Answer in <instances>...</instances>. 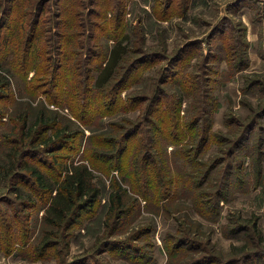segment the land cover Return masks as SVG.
<instances>
[{
	"label": "rangeland",
	"instance_id": "obj_1",
	"mask_svg": "<svg viewBox=\"0 0 264 264\" xmlns=\"http://www.w3.org/2000/svg\"><path fill=\"white\" fill-rule=\"evenodd\" d=\"M40 1H6L15 8L7 21L12 35L22 34L24 18L29 26L21 36L28 39ZM45 1L32 42L36 69H17L1 94L7 98L0 100V264H264V0ZM121 41L125 62L99 89L95 79ZM57 52L66 69L51 101L42 70L55 67ZM82 98L91 103L85 115ZM41 115L52 126L43 136L64 128L77 134L62 152L68 164L95 157L100 190L70 230L47 236L43 217L54 194L40 190L24 167L50 177L55 160L34 154L18 164ZM136 127L117 163L120 142ZM153 139L161 189L145 198ZM106 140L114 142L105 147ZM179 149L185 156L177 161ZM97 150L110 154L101 160ZM189 153L203 168H215L217 185L198 189L188 181L185 175L198 172L185 164ZM164 169L181 178H160ZM119 187L126 192L123 208L112 212ZM216 190L219 199L211 195Z\"/></svg>",
	"mask_w": 264,
	"mask_h": 264
},
{
	"label": "trees",
	"instance_id": "obj_2",
	"mask_svg": "<svg viewBox=\"0 0 264 264\" xmlns=\"http://www.w3.org/2000/svg\"><path fill=\"white\" fill-rule=\"evenodd\" d=\"M6 1L7 0H0V65L4 69L0 71V100L7 98V95L6 97H3V95H1L3 93V90L8 88L11 89L13 81L17 80V69H19V71L26 72L27 74L31 72L32 69H36L35 66L32 64L31 60L34 50L32 42L35 40V34L37 31V26L39 24V19L44 10V3L46 2L45 0H42L38 3L34 14L35 19L32 22V25H30V30L25 35L27 36V34H29L28 39L26 38L25 41L24 36L21 35L25 34L26 25L29 26V24L25 22L24 18L21 20L18 19L21 25L17 28V30L21 31L22 34L15 32L17 34L12 35L13 27L9 26L7 24V21L8 19L10 21V17H12V15L15 13V8H12L9 5L5 6ZM58 38L62 39L60 35H58ZM53 49L55 51V44L53 45ZM56 49L57 51H59V48ZM126 53V48L123 47L122 41L118 42L114 46V48L110 52L109 58L106 61L105 67L101 70L98 77L95 79V86L97 88L102 89L106 87V85L111 83L121 63H123V61L125 62L124 59ZM57 54L58 60H56L55 67L53 68L52 66L49 68L48 66L47 69L44 68L42 70L46 78L44 82H47L49 86V89H47L48 91L46 90V94L48 95V99L50 98L51 101V97L55 95L53 92H51V88L56 85V80L62 81L63 77H61V73L66 69L65 64L62 62L63 57L60 55L59 52H57ZM41 57L42 56L37 55L36 60L40 59ZM145 60L146 58H140V62L138 63H142ZM134 65L137 64L133 62V64L131 65L132 69L135 67ZM15 66L16 68H14ZM49 75H52L51 80L49 78ZM85 79L89 81L91 80V76L86 75ZM86 88L89 87L86 86ZM56 102L60 104V101ZM90 109L91 103L89 102V99L87 100L86 98H82V114L85 115L89 112ZM44 119V115H41L39 117V121L37 124L39 128L38 130H36L35 135L30 138L31 145L28 147V149H20V161L18 164L19 168L22 167L25 163V160H27L29 157L34 156V154L45 155L46 153L48 155H51L55 160V165L54 163H52L53 165L49 166L51 169H49V172H52L53 169H55L56 174H51L52 176L50 177L49 174H47L41 168L27 166L24 167V169L31 174L30 177L32 179H35V185H37L40 190L49 193L50 195L54 194L52 195L51 202L48 205L43 217L44 225L46 227L45 235L47 236L52 235L54 230H56L57 232L70 230L71 227L78 223L79 219L81 218L82 211L87 207L92 206L96 202V200L100 196V190L93 183L94 175L92 169L96 168V163H98L95 160V157L89 156L88 159L84 158V161L88 160L90 164L83 161L79 164H75V162L68 164L67 161L71 160V158L66 156L62 152L65 148L68 147L70 139H75L77 137V134L68 133L66 132L68 128H64L62 129V131L56 132L52 136H43L47 133V131L52 129V126H49L47 124L50 122H46ZM25 127L26 125L24 124L23 129ZM139 130L140 129L138 127L133 128L130 133L128 132V134L123 137V141L122 143L120 142L118 152L114 156V159H117L118 161L117 163H120L122 157L125 155L127 149L125 141H127V139L133 134H136ZM31 132H34V130H31ZM246 136L247 134H245L241 139V144H243V142L246 140ZM206 137L207 135L205 133L202 139L200 140V142H202L201 144L206 143ZM106 141V143H103L105 147L110 145L111 142H114V140ZM20 143L21 145L24 144V142L22 141H20ZM139 146H142V144H138L134 147L133 150L138 151ZM147 150L148 153L146 155V162L144 163V171L146 173V179L144 180V191L146 192L143 194V196L145 198H149V193L153 189H161L159 185H156L158 183V179L157 181L155 180V174L158 178V174L160 171V163L158 162V160L155 162L153 160V158L157 154L156 139H153L152 141L150 140V145L148 146ZM96 153L98 159L101 160L102 157L108 156L110 154L109 152L99 150H97ZM196 153L198 154V149L196 150ZM189 154L191 157L185 159V164L187 166H190V168H192L194 172L196 171V168H198V172H195L194 174L192 172L189 177L187 175H185V177L188 178V181L192 184H198V189L207 187V185H210L208 187H213L212 185L218 182L214 179L213 176L215 168H203L201 163L198 162L199 158H197L196 155H194L193 153ZM184 156V149H179L178 153H175L174 155L177 161H180V158H184ZM196 158L198 161L196 160ZM224 159L226 160V158H223V162H225ZM126 164L127 163L125 162V165ZM127 165L132 168L136 165V161ZM233 166L234 164H229V169H232ZM160 173V178H169L168 180L171 181H175L177 175L181 178L179 174L174 176L173 172L170 170H167L165 172L164 169V171ZM214 188H217V186H215ZM125 195L126 192L120 187L116 188L112 192V212H118L119 209L123 208L122 205L125 200ZM211 195H214L216 196V199H219L223 194H221L220 190H216L214 194ZM51 241L52 240L46 239V244L44 247H51L53 245L49 244L51 243Z\"/></svg>",
	"mask_w": 264,
	"mask_h": 264
},
{
	"label": "crops",
	"instance_id": "obj_3",
	"mask_svg": "<svg viewBox=\"0 0 264 264\" xmlns=\"http://www.w3.org/2000/svg\"><path fill=\"white\" fill-rule=\"evenodd\" d=\"M257 30H253V33L251 34V36H252V39L255 41V40H257V32H256ZM255 60H257L256 58H255Z\"/></svg>",
	"mask_w": 264,
	"mask_h": 264
}]
</instances>
